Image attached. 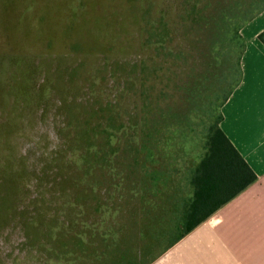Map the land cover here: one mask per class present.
<instances>
[{"label": "trees", "instance_id": "16d2710c", "mask_svg": "<svg viewBox=\"0 0 264 264\" xmlns=\"http://www.w3.org/2000/svg\"><path fill=\"white\" fill-rule=\"evenodd\" d=\"M90 1L95 7L97 0ZM138 1L130 16L142 26L141 57L124 64L128 74L116 98L102 101L95 92L90 106L61 104L66 122L57 154L68 153L72 172L57 182L66 220L45 231L39 244L48 255L45 264H151L256 179L220 123L222 107L242 79L241 31L264 11V0H173L174 11L170 3L159 8L160 0ZM63 4L73 29L87 7L82 0ZM257 38L264 44V31ZM78 64L73 72L84 65ZM138 87L137 106L124 105L126 92L136 94ZM193 99L201 103L187 116ZM162 159L164 173L158 169ZM137 166L151 171L128 181L129 191L122 189L124 172ZM121 211L142 242L137 257H129L134 249L128 237L107 226ZM160 240L161 249L151 255Z\"/></svg>", "mask_w": 264, "mask_h": 264}, {"label": "rangeland", "instance_id": "374dc122", "mask_svg": "<svg viewBox=\"0 0 264 264\" xmlns=\"http://www.w3.org/2000/svg\"><path fill=\"white\" fill-rule=\"evenodd\" d=\"M64 2L0 0V264H45L48 255L39 247L45 242V231L56 221L66 220L58 209L57 186L72 172L68 153L62 150L57 154L63 143L61 127L66 122L63 101L90 106L96 99L95 92L102 101L116 98L128 74L124 64L141 57L142 26L130 16L135 14L136 4L140 7V1L97 0L92 7L95 1L82 0L87 8L73 29L66 22L69 14L61 12ZM168 3L174 11L173 0H160L159 8ZM256 26L262 23L250 27ZM192 56H196L194 51ZM80 61L84 65L73 72ZM139 89L136 94L126 92L121 99L124 105L139 103ZM197 103L201 102L193 99L185 111L190 112L187 116ZM199 105L202 112L207 111L205 104ZM199 128L202 124L196 130ZM137 167L124 172L122 189L129 191L128 181L151 171L149 167ZM158 169L164 173V159ZM119 197L117 194L115 202ZM126 204L128 200L124 207ZM89 221L100 223V219ZM131 221L121 211L107 221V226L111 224L128 237L134 249L129 257L133 258L139 255L142 242ZM161 241L150 250L151 255L159 252ZM112 252L113 248L110 257L114 256ZM52 263L63 264L58 259ZM152 264H164V257Z\"/></svg>", "mask_w": 264, "mask_h": 264}, {"label": "crops", "instance_id": "0c3cea01", "mask_svg": "<svg viewBox=\"0 0 264 264\" xmlns=\"http://www.w3.org/2000/svg\"><path fill=\"white\" fill-rule=\"evenodd\" d=\"M258 21L262 26L250 27ZM262 31L264 11L241 31L242 79L223 105L220 123L256 179L158 257L164 264H264V44L257 38Z\"/></svg>", "mask_w": 264, "mask_h": 264}]
</instances>
